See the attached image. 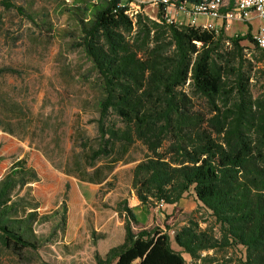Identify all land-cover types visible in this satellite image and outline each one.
<instances>
[{"label":"trees","instance_id":"1","mask_svg":"<svg viewBox=\"0 0 264 264\" xmlns=\"http://www.w3.org/2000/svg\"><path fill=\"white\" fill-rule=\"evenodd\" d=\"M156 19L128 14L125 2H81L69 12L71 49H80L96 72L98 144L93 164L113 152L112 145L140 143L144 156L131 170L130 187L142 206H176L191 193L217 226L202 229L192 217L173 230L139 226L125 200L114 212L123 222L121 244L95 264H264V84L251 87L257 70L245 59L242 42L251 44L264 66V49L250 32L227 37L220 30L167 23L165 5H199L205 0H162ZM0 8H14L0 0ZM3 69H0V75ZM28 174L16 164L0 183V249L21 258L37 252L26 236L35 213L11 220L17 202L12 191ZM169 231H173L171 247ZM240 246L244 257L225 258ZM212 251V255L205 252ZM222 255V259L218 258ZM224 258V259H223Z\"/></svg>","mask_w":264,"mask_h":264},{"label":"rangeland","instance_id":"2","mask_svg":"<svg viewBox=\"0 0 264 264\" xmlns=\"http://www.w3.org/2000/svg\"><path fill=\"white\" fill-rule=\"evenodd\" d=\"M9 1L14 8H0V183L16 164L34 174L12 191L11 201L18 206L10 219L17 222L35 213L25 231L37 252L17 258L0 249V264H93L96 255L123 241V222L113 210L122 200L139 224L132 226L133 232L165 226L176 230L192 215L217 236L213 219L191 193L175 207L139 203L130 183L131 170L145 153L140 143L112 145L110 156L90 163L89 153L98 144L95 120L101 91L91 63L80 49H71L77 35L69 12L93 0ZM125 4L129 15L157 17L158 0ZM167 14L177 24L188 21L172 9ZM208 21L213 23L198 18L199 24ZM63 30H71L72 41ZM246 30L250 32L246 24L233 22L224 32L231 37ZM241 45L257 70L251 87L256 97L264 84V66L251 44ZM168 234L171 247L178 250L173 231ZM231 256L243 258L244 250L235 247L225 258Z\"/></svg>","mask_w":264,"mask_h":264},{"label":"built area","instance_id":"3","mask_svg":"<svg viewBox=\"0 0 264 264\" xmlns=\"http://www.w3.org/2000/svg\"><path fill=\"white\" fill-rule=\"evenodd\" d=\"M165 2V0H162ZM172 9L175 13L186 15V24L195 27L220 30L223 26L228 28L233 22L248 24L253 18L261 21L255 29L250 32L251 41L259 48L264 49V0H205L199 5H165L163 18L167 23H176L167 14ZM204 17L213 23L199 24L198 18ZM215 25V26H214ZM218 27V28H217ZM162 205V204H160Z\"/></svg>","mask_w":264,"mask_h":264},{"label":"crops","instance_id":"4","mask_svg":"<svg viewBox=\"0 0 264 264\" xmlns=\"http://www.w3.org/2000/svg\"><path fill=\"white\" fill-rule=\"evenodd\" d=\"M198 22V21H197ZM199 23V22H198ZM261 24V21L260 20H258V19H256V18H253L252 20H251V22L250 23H248V24H246V26H247V29H249L250 30V32H251V30H253V29H255L258 25H260ZM247 31V30H246ZM245 31V32H246ZM244 32V33H245ZM229 36H231V35H229ZM182 200V199H181ZM166 206H172V205H166ZM122 243V242H121ZM121 243H119V244H121ZM119 244H117V245H119ZM117 245H115V246H117ZM115 246H112V247H115ZM112 247H110V248H112ZM109 248V249H110ZM108 249V250H109ZM107 250V251H108ZM106 251V252H107ZM106 252H104L103 254H102V256L101 257H103L105 254H106ZM93 264H95V262H93Z\"/></svg>","mask_w":264,"mask_h":264}]
</instances>
